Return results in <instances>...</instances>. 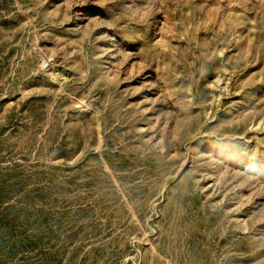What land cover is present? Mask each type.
I'll use <instances>...</instances> for the list:
<instances>
[{"label": "rangeland", "instance_id": "374dc122", "mask_svg": "<svg viewBox=\"0 0 264 264\" xmlns=\"http://www.w3.org/2000/svg\"><path fill=\"white\" fill-rule=\"evenodd\" d=\"M0 264H264V0H0Z\"/></svg>", "mask_w": 264, "mask_h": 264}]
</instances>
